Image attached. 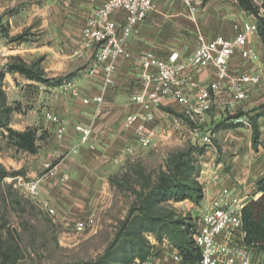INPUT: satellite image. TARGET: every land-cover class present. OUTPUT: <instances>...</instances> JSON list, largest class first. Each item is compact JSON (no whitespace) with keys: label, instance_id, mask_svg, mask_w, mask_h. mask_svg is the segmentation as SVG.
I'll list each match as a JSON object with an SVG mask.
<instances>
[{"label":"rangeland","instance_id":"rangeland-1","mask_svg":"<svg viewBox=\"0 0 264 264\" xmlns=\"http://www.w3.org/2000/svg\"><path fill=\"white\" fill-rule=\"evenodd\" d=\"M46 1L0 0V114H7L8 124L0 125V264L95 262L109 250L112 252L110 260L102 264H121V261L114 260L122 255L131 257L137 245L146 253L145 263H154L164 253H179L173 239L177 228L175 221H194L214 197L206 190L212 179L206 176L204 161L214 158L217 165L224 160L222 168L227 172L239 149H246L245 144L250 142L256 150L258 145L263 144L264 129H259L255 139L253 122L259 128L261 123L264 125V112L259 113L255 107L246 106L238 111L249 119L252 130L251 137L243 131L241 138L244 143L236 148L231 130H228L235 124L227 122L236 112L229 113V109H224L214 115L209 113L204 123L194 124L186 120L180 109L171 105L160 107L155 124L158 131L153 143L134 146L136 151L114 173L116 195L112 205L107 211H102V217L87 211L85 215L95 218L94 225L83 231L76 230L75 221L84 218L69 214L64 216L63 210L51 216L42 206L41 193L40 197L33 198L22 185L26 180L40 178L50 172L61 161V156L49 159L48 153L42 150L45 134L43 130H38L43 125L41 123L47 124L42 117L46 109L49 110L48 98L57 91L44 89L43 100L39 104H32L35 101L29 99L28 93L33 86L42 90L41 84L46 83L9 70L11 64L23 61L34 67L35 73L44 72L45 65H53L58 60L53 58L54 51L60 50L63 44L69 47L72 36L60 33L67 21H74V16L67 12L69 0H49V17L43 21L41 8L42 5L47 7ZM171 1L161 0V5H157L150 14L149 21L161 24L159 28L168 36L172 28L179 30V34L177 31L174 34L181 39L180 47L189 51L196 42V35L191 29L194 23L183 15H172V23L169 24V16L165 15L167 10L174 9L176 14L182 9L176 8ZM230 1L252 17L259 34L256 16L246 11L239 0ZM252 2L262 15L264 0ZM223 6L221 0H199V24L213 22ZM210 14L216 17L210 19ZM45 21L49 24L43 27ZM58 23L61 29H58ZM148 25L149 28L153 26L152 22H148ZM73 74L59 72L49 78L53 80L50 85L57 87L60 85L58 78L72 79ZM217 114L219 117L214 118ZM220 122L223 125H218ZM8 128L27 133L30 139L34 133L35 150L31 148L30 140L27 144L20 143L21 139L11 134ZM180 171L184 174L185 184L192 187L197 183L201 185L202 196L180 201L156 200L157 185L167 179H177ZM230 180L237 182L234 178ZM162 226L169 230V235L160 241L156 234ZM131 264L142 262L137 258Z\"/></svg>","mask_w":264,"mask_h":264},{"label":"crops","instance_id":"crops-1","mask_svg":"<svg viewBox=\"0 0 264 264\" xmlns=\"http://www.w3.org/2000/svg\"><path fill=\"white\" fill-rule=\"evenodd\" d=\"M103 2L104 0H69L67 12L74 16V21H67L60 33L61 35L66 33L65 36L67 34L72 36L70 45L66 48V45L63 44L60 50L54 51L53 58L58 59L57 62L53 65H45L43 70L47 74H45L47 78L55 77L59 72L60 74L73 72V77L68 80L63 79V82L57 87L50 84H41V88H43L41 90L33 86V90L28 93L29 99L33 102L35 101L32 104H39L43 100L44 89H55L57 92H54L48 98L50 100L48 109L60 115L67 122L63 138L57 137L56 126L44 116L42 119L47 124L41 123V125L45 126L42 125L38 129L39 131H44L45 143L42 146V150L48 153V158L52 159L53 157L61 156V161L50 172L40 177V193L43 199L50 201L57 212L63 210L64 216L69 214L86 218L88 215H85V213L93 211L98 217H102V211H107L109 206L112 205L116 195V184L113 182L114 173L119 168V165H122L136 151L134 146H140L137 144L132 131L125 128L124 119L129 112L137 109V105L132 102L131 97L142 89L139 59L141 54L145 50H152L163 56L172 50H177L181 56H189L196 47L198 33H202L207 39L214 38L220 34L232 37L235 34L236 25H242L247 21L254 22L252 17L248 16L238 4L232 3L230 0H221L224 6L218 17L215 18L216 16L210 14V19L215 18V20L208 24L202 23L201 25L198 19L193 22L188 18L186 9L180 0H173L171 1L172 5L182 9L176 11V14L173 11L174 9L172 11L168 9L165 15L169 16V24L170 22L172 23L170 19L172 15H183L194 23L191 29L196 35V42L192 45L191 50L185 51V49L180 47L181 39L174 34V31L179 34V30L175 28L169 30V34L175 36L170 37L171 35L168 36L162 33L163 30L159 28L161 24L149 21L152 11L139 26L138 32L129 40L128 48L132 52L133 57L130 59L120 58L118 60L115 84L107 90L104 95V101L100 105L95 102L87 104L84 103L86 97L100 94L103 76L101 69H98L94 76L89 75L88 70L94 66L95 61L92 51L83 50L81 47V32L87 20ZM155 2L156 6L161 5V0H155ZM47 3V7L42 5L41 8L43 21L46 20L47 16L49 17V0L46 1ZM148 22H152L153 26L149 28ZM48 24L49 22L45 21L42 26L44 27V25ZM57 27L61 29L59 23ZM250 45L259 54V59L252 62H244L240 56L236 55L231 62V67L234 71H250L262 75L261 83L252 88L250 99L246 103L247 108L255 107L256 111L261 113L264 112V44L259 34L251 38ZM213 73L212 70H209L202 73L200 77L212 78ZM28 82L31 81L28 80ZM34 83L36 85L37 82L35 81ZM167 105L180 109L174 102L162 106ZM160 111L161 109L159 108L156 112V120L152 124L155 133L158 131V126L155 124L157 113ZM211 113L214 115L218 112ZM218 115L214 116V118H217ZM188 121L191 122L190 120ZM77 124L91 126L92 135L89 143L81 141L80 133L75 130ZM262 127L264 129V125L261 123L259 129L262 130ZM228 130H231L233 145L236 148H240L238 145L244 143L241 138L243 131L251 137L252 127L244 124H235L234 127ZM262 142L263 144L258 145V148L254 150L250 142L247 143L246 141V149L244 151L239 149V154L232 159L231 168L227 172L222 168L224 160L219 161L217 165L214 163V158L204 161L206 176L212 178L215 174L221 177L220 184L209 180L206 190L212 196H215L220 185H233L238 188L241 196L247 202L257 198L260 193L256 191V183L264 175V140ZM248 144H250V147H248ZM128 148H132L133 153L127 154ZM232 178L236 179L237 182L232 183L230 180ZM262 259H264V256H262ZM147 264L179 263L174 261L170 254L164 253L154 263Z\"/></svg>","mask_w":264,"mask_h":264},{"label":"built area","instance_id":"built-area-1","mask_svg":"<svg viewBox=\"0 0 264 264\" xmlns=\"http://www.w3.org/2000/svg\"><path fill=\"white\" fill-rule=\"evenodd\" d=\"M180 1L188 18L196 22L199 0ZM155 7V0H104L87 20L81 32V47L92 51L94 57L95 64L88 70L89 75L94 76L101 69L103 83L100 94L86 97L84 103L100 105L104 101L107 90L115 84L118 60L133 57L128 48L129 40ZM256 34L257 24L247 21L236 25L232 37L220 34L207 39L198 33L196 47L189 56L183 57L177 50L163 56L145 50L139 58L142 89L131 97L137 109L129 112L124 119L125 128L132 131L137 144L148 146L153 143L156 133L152 124L157 110L164 104L176 103L182 115L194 124L204 123L211 112L229 109V113L238 114L245 109L251 90L261 83L262 75L234 71L231 62L236 55L244 62L259 59V54L250 45L251 38ZM209 70L214 72L212 78L200 77ZM237 114H232L235 116L228 121L252 126L245 115ZM44 117L56 126L57 137L63 138L66 120L49 110L44 112ZM75 130L80 133L83 143H89L91 126L77 124ZM126 153H133V149L128 148ZM211 179L213 183H221L218 175L214 174ZM22 185L29 196L40 197V178L26 180ZM40 201L51 216L57 214L49 200L42 198ZM246 203L236 186L220 185L216 195L195 218L193 240L201 254L196 264H264V259L255 256L244 244L242 212ZM94 223L93 216L78 219L75 229L83 231ZM171 256L181 264L179 253L174 252Z\"/></svg>","mask_w":264,"mask_h":264},{"label":"trees","instance_id":"trees-1","mask_svg":"<svg viewBox=\"0 0 264 264\" xmlns=\"http://www.w3.org/2000/svg\"><path fill=\"white\" fill-rule=\"evenodd\" d=\"M242 7L253 13L258 19L259 26V35L264 44V12L263 14H259L256 6H254L252 0H239ZM264 7V6H263ZM9 70L11 71H19L25 74L29 78L40 80L46 84H51L52 79L43 77L44 72L39 71L35 73V69L32 66H28L23 61L20 64H11L9 66ZM58 85L63 82V79L58 78ZM1 107V106H0ZM238 116L244 115L242 112L237 114ZM236 115V116H237ZM230 119V118H228ZM227 119V122H228ZM0 125L7 126V114H0ZM218 125H223V122H220ZM228 128V127H226ZM11 134L17 136L20 140V143H29L31 142V148L35 150V146L32 139L34 137V133L32 134V138L30 139L27 133L19 132L13 130L12 128H8ZM259 134V127L257 123L253 122V137H256ZM184 174L179 173L178 178L176 179H167L161 183H159L156 187V200L165 201V200H185L187 198H197L202 196V187L198 183L196 186H188L184 182L183 178ZM190 191V192H189ZM256 191L260 193V195L255 198L249 200L242 212V229L245 233L244 235V244L249 247L255 254V256H259L262 258L264 256V175L257 181L256 183ZM152 197V196H151ZM150 197V198H151ZM148 202V201H147ZM177 228L175 229V233L173 235V239H175V243L179 249V254L182 257L181 264H196L200 258V249L195 245L193 240V231L195 228V220L192 222L185 220H176ZM165 225V224H164ZM154 229V228H153ZM157 238L162 241L165 235H169V230L162 226L157 230ZM171 236V235H170ZM137 250H134L131 257L127 255H122L114 260L116 262L121 261V264H131L135 259H141V262L144 263L147 259L146 253L143 252L139 245L136 246ZM136 251V252H135ZM112 252L107 251L103 256H101L95 262L85 261V262H73L71 264H102L104 261L110 260V254Z\"/></svg>","mask_w":264,"mask_h":264}]
</instances>
